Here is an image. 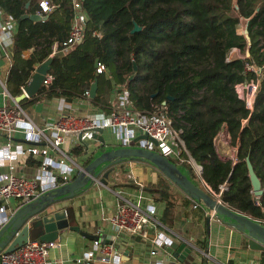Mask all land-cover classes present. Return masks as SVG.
Instances as JSON below:
<instances>
[{
  "label": "trees",
  "instance_id": "16d2710c",
  "mask_svg": "<svg viewBox=\"0 0 264 264\" xmlns=\"http://www.w3.org/2000/svg\"><path fill=\"white\" fill-rule=\"evenodd\" d=\"M39 1L0 0L2 10L19 22L14 81L27 85L57 45L49 71L54 80L44 89L49 94L73 102L97 82L90 99L107 113L112 92L126 83L134 108L166 107L188 151L179 167L194 183L200 186L190 159L202 166L199 177L216 192L227 182L222 199L228 207L264 219V193L254 195L247 167L250 157L264 188V0H81L88 17L84 36L67 51L73 0H51L56 8L36 21L26 15L38 12ZM243 19L250 42L238 31ZM135 23L141 29L133 31ZM30 48L29 57L19 58ZM233 49L240 55L230 58ZM249 81L259 82L252 111L236 91ZM224 127L238 147L236 161L222 159L216 148Z\"/></svg>",
  "mask_w": 264,
  "mask_h": 264
},
{
  "label": "crops",
  "instance_id": "0c3cea01",
  "mask_svg": "<svg viewBox=\"0 0 264 264\" xmlns=\"http://www.w3.org/2000/svg\"><path fill=\"white\" fill-rule=\"evenodd\" d=\"M13 20L9 32L0 35V106L5 104L10 106L17 102L25 109L28 117L38 125L57 120L65 114L78 116L94 114L106 117L111 113L118 103L121 91L112 92L110 96L112 106L109 107L110 111L107 113L95 106L90 98L79 97L69 102L64 97L49 94L44 90L43 85L33 96L18 101L31 80L23 86L11 77L14 68V37L19 23L18 20L14 18ZM56 48L57 45L54 46L51 57L57 51ZM33 51L34 48L25 50L19 58H27ZM6 91L9 94H5ZM103 138L107 144L118 145L116 135L109 129L104 130ZM86 141L89 142L88 145L76 137H67L62 145V149L77 164L72 171L74 177L78 176L82 172L80 169L86 168L100 153L99 150L93 155L97 148H101L99 139ZM215 144L222 159L236 161L238 147L230 144V135L226 127L216 137ZM33 145L36 144L25 139L23 133H17L11 140L0 134V147L3 150H21V148L26 150L18 154L13 169L7 162L0 168V174L14 172L28 177H35L39 174L43 156L33 155L27 151ZM79 147L81 150L75 151ZM110 148L108 147L107 150ZM191 163L196 170L199 164ZM142 167H145L148 173L143 172ZM121 168H125L127 172L124 176L121 174ZM196 174H198L197 180L200 186L204 184L207 187L197 170ZM163 176L165 175L156 167L154 168L152 163L126 159L110 174L108 185L95 180L75 197L60 201L55 206L61 208L60 212L69 218L70 226L73 228L62 229L47 240L60 243L58 248L50 251V261L57 262V264H80L77 262L78 258L92 248L94 239L100 238L102 243L112 244L122 252V260L125 264H158V262L165 264H264V249L251 248L246 233L231 225L227 218L212 216L211 209L202 202L199 204L170 179ZM157 189L166 191V195H162ZM123 197L140 201L142 206L153 204L156 207L158 223L156 226H149V237L118 231L111 223L110 218L118 204L123 201ZM2 205L6 206V211L0 212V229L18 209L19 202L15 198L0 199V206ZM254 219L264 225V219ZM159 232L164 238L171 240L170 245L161 246L157 243L155 238ZM41 234L44 236L45 232L42 231ZM30 238L40 239L35 234H32ZM185 241L188 244L187 247L191 249L181 252L179 248ZM5 249H0V252ZM90 264L115 263L96 260Z\"/></svg>",
  "mask_w": 264,
  "mask_h": 264
},
{
  "label": "built area",
  "instance_id": "2783aa9c",
  "mask_svg": "<svg viewBox=\"0 0 264 264\" xmlns=\"http://www.w3.org/2000/svg\"><path fill=\"white\" fill-rule=\"evenodd\" d=\"M55 8L56 4L51 0H41L38 14L42 16L48 15ZM1 10L0 6V35L2 33L7 34L12 27V22H14L13 17L6 13L5 15ZM73 10L74 17L70 35L63 43L65 51L82 40L88 20L81 0H73ZM94 33L101 36L100 31H95ZM248 69L255 68L250 65ZM104 70L105 65L99 62L98 72H103ZM53 80L54 77L48 74L43 81L44 89H48ZM258 85L259 82L255 81L236 85L237 93L251 111L254 109ZM7 93L6 91L5 94ZM85 94L87 98H91L90 91H86ZM64 104H66V100H64ZM99 128L111 130L116 135L118 146L120 147H139L156 151L178 164L185 160L184 154L188 153L181 137V130L176 129L174 126L173 119L166 107L155 105L152 110L134 108L126 83L123 84L119 93L117 105L106 117L94 114L85 116L65 114L57 120L47 121L44 125H38L28 117L27 112L19 103L15 102L14 105L10 106L5 104L0 106V134L11 140L17 133H23L25 139L36 144L28 148L27 151L33 155H42L43 158L39 174L35 177L15 174L14 172L0 174V199L15 198L19 204H27L48 191L71 182L75 178L72 171L77 164L62 149V145L67 137L79 139L82 135L84 140L95 139V133H97ZM143 135H147V138H143ZM150 137L156 139L158 144L151 140ZM24 152L26 150L23 148L21 150H3L0 147V168L8 162L11 169H13L18 154ZM190 161L195 164L193 159H190ZM202 169L200 164L196 166L199 174L202 173ZM80 170L84 171V168ZM207 188L214 194L215 198L225 203L222 199V193L228 189L227 182L220 185L218 192L208 185ZM5 211L6 206H0V212ZM210 214L214 217L219 216L214 210H210ZM110 221L118 231L140 234L147 238L149 237V226H156L158 223L156 220V207L153 204L142 206L140 201L123 197V201L118 204ZM155 240L161 246L171 244V240L164 238L160 232L156 235ZM59 246L60 243L56 241L29 239L13 251H1L0 264H57V262L50 261L49 254L52 249H56ZM96 260L106 263L125 264L122 260V252L112 244L102 243L100 238L94 239L92 248L79 257L77 262L90 264ZM158 264L165 263L158 262Z\"/></svg>",
  "mask_w": 264,
  "mask_h": 264
},
{
  "label": "water",
  "instance_id": "95a60500",
  "mask_svg": "<svg viewBox=\"0 0 264 264\" xmlns=\"http://www.w3.org/2000/svg\"><path fill=\"white\" fill-rule=\"evenodd\" d=\"M26 16L36 21L47 19V16H42L37 13L28 14ZM139 29H141V27L135 23L133 31ZM245 36L250 42L251 39L247 28L245 30ZM247 55H249V52H247ZM52 61L53 58L51 57L37 67L31 81L25 87L24 94L18 98V101L33 96L41 89L43 81L51 69ZM98 65L99 59L96 60V66L98 67ZM135 69H137L136 64ZM132 78L133 76L130 77V79ZM97 87L98 83L94 82L90 90L91 98L95 97ZM103 133V128L97 129L95 138L99 139L102 145L100 146L101 148H97V150L93 152V155L99 150L100 153L92 159L86 168H84V171L71 182L48 191L30 203L18 205V209L0 229V249L7 248L5 250L13 251L18 246L23 245L31 239L30 236L32 234L39 236L40 240L47 241L51 239L54 234H57L58 231L69 227L73 228L70 226L69 218L60 212V207L57 208L55 205L64 199L75 197L92 181L97 180L104 185H108L110 174L126 159L151 162L161 173L175 185L180 187L191 198L198 202H202L209 209L216 211L219 216L227 218L231 225L246 233L251 248L257 247L264 249V225L260 221L241 211L228 207L225 203L211 196L201 186L194 183L188 175L181 170L178 163L172 161L163 154L139 147H120L117 144L116 146H112L106 143L103 138ZM142 137L147 138V135H143ZM79 140L87 145L89 143L82 138V135L79 137ZM151 140L158 144L156 139L151 138ZM108 147L111 148L107 150ZM100 166L102 167L100 168ZM247 167L253 186V193L255 196L259 197L264 193V188L262 187V181L256 173L250 157H247ZM42 231L45 232L44 236L41 234ZM187 245L186 241L183 242L179 250L181 252L183 250H190L191 248L189 249Z\"/></svg>",
  "mask_w": 264,
  "mask_h": 264
},
{
  "label": "rangeland",
  "instance_id": "374dc122",
  "mask_svg": "<svg viewBox=\"0 0 264 264\" xmlns=\"http://www.w3.org/2000/svg\"><path fill=\"white\" fill-rule=\"evenodd\" d=\"M246 23H247V20L246 19H243L242 20V23H241V25H240V27H239V29H238V31L240 32V33H244L245 34V30H246ZM237 54H239L240 55V52H239V50L238 49H233L232 51H231V53L229 54V57L231 58V57H233V56H235V55H237ZM242 56V55H241ZM142 161V160H141ZM148 162V161H147ZM146 161H143V163H147ZM149 163H151V162H149ZM128 164V163H127ZM137 164V163H136ZM137 165H139V164H137ZM102 166H100V168H101ZM153 167L155 168L156 166L153 164ZM99 168V169H100ZM157 168V167H156ZM142 170H143V172H147L148 173V171H147V169L145 168V167H142ZM121 174L124 176L125 174H127V172L125 171V168H121ZM163 177H165V176H163ZM166 179V178H165Z\"/></svg>",
  "mask_w": 264,
  "mask_h": 264
}]
</instances>
